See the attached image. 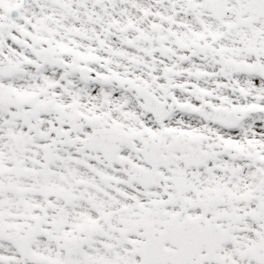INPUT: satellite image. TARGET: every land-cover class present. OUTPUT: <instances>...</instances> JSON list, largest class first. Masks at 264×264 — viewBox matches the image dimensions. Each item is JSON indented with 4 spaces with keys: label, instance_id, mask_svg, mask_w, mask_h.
<instances>
[{
    "label": "snow or ice",
    "instance_id": "obj_1",
    "mask_svg": "<svg viewBox=\"0 0 264 264\" xmlns=\"http://www.w3.org/2000/svg\"><path fill=\"white\" fill-rule=\"evenodd\" d=\"M0 264H264V0H0Z\"/></svg>",
    "mask_w": 264,
    "mask_h": 264
}]
</instances>
